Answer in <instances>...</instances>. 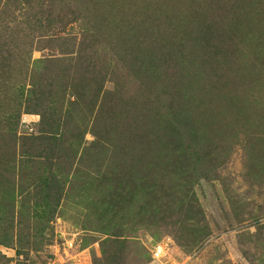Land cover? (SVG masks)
<instances>
[{
  "label": "rangeland",
  "instance_id": "374dc122",
  "mask_svg": "<svg viewBox=\"0 0 264 264\" xmlns=\"http://www.w3.org/2000/svg\"><path fill=\"white\" fill-rule=\"evenodd\" d=\"M171 261L264 264V0H0V264Z\"/></svg>",
  "mask_w": 264,
  "mask_h": 264
},
{
  "label": "built area",
  "instance_id": "2783aa9c",
  "mask_svg": "<svg viewBox=\"0 0 264 264\" xmlns=\"http://www.w3.org/2000/svg\"><path fill=\"white\" fill-rule=\"evenodd\" d=\"M152 256L156 259L162 260L165 259L169 254V246L166 242H157L152 245L151 248ZM169 264H175L174 261H171Z\"/></svg>",
  "mask_w": 264,
  "mask_h": 264
}]
</instances>
